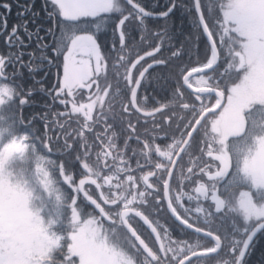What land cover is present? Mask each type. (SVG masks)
Segmentation results:
<instances>
[{
    "label": "snow or ice",
    "instance_id": "6c2138e0",
    "mask_svg": "<svg viewBox=\"0 0 264 264\" xmlns=\"http://www.w3.org/2000/svg\"><path fill=\"white\" fill-rule=\"evenodd\" d=\"M0 264H264V0H0Z\"/></svg>",
    "mask_w": 264,
    "mask_h": 264
},
{
    "label": "trees",
    "instance_id": "16d2710c",
    "mask_svg": "<svg viewBox=\"0 0 264 264\" xmlns=\"http://www.w3.org/2000/svg\"><path fill=\"white\" fill-rule=\"evenodd\" d=\"M38 2H39V0H38ZM14 18H15V13H13V17H12V19H14ZM253 259H254V260H258V259H259V252H257L256 256L253 257Z\"/></svg>",
    "mask_w": 264,
    "mask_h": 264
}]
</instances>
